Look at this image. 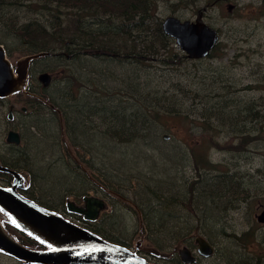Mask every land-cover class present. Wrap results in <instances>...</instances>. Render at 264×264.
<instances>
[{
	"label": "rangeland",
	"instance_id": "374dc122",
	"mask_svg": "<svg viewBox=\"0 0 264 264\" xmlns=\"http://www.w3.org/2000/svg\"><path fill=\"white\" fill-rule=\"evenodd\" d=\"M153 1L161 21L175 15L214 27L219 40L212 54L172 63L156 58L141 63L121 54L116 60L101 54L34 56L12 28L0 24V44L14 71L26 72L17 89L35 98L30 105L11 95L0 97V163L17 158L14 168L25 177L24 192L80 226L105 230L152 262L264 264V223L257 220L264 206V0ZM1 13L13 24L48 19L26 3H0ZM169 50L171 55L184 52L174 39ZM42 71L51 75L47 86L38 79ZM164 95L177 101L181 115L168 114L158 104L156 98L169 102ZM54 104L61 106L66 125L56 121L49 107ZM214 110L218 119L205 115ZM138 111L149 117L145 136L121 142L104 131L101 121L110 114L116 115L115 128L128 122L134 129L137 123L144 127ZM9 128L19 133V143L7 140ZM61 133L79 146L68 144L69 153L62 151ZM198 155L215 167L205 166L200 177ZM75 161L85 174L78 173ZM0 182L6 184L1 175ZM225 182L237 190L222 193ZM77 185L84 187L81 196L75 195ZM85 196L104 202L94 219L67 209L68 201L85 207ZM148 210L150 215H144ZM199 235L213 246L208 256L197 252ZM185 246L194 261L180 260ZM0 264L38 263L0 250Z\"/></svg>",
	"mask_w": 264,
	"mask_h": 264
},
{
	"label": "trees",
	"instance_id": "16d2710c",
	"mask_svg": "<svg viewBox=\"0 0 264 264\" xmlns=\"http://www.w3.org/2000/svg\"><path fill=\"white\" fill-rule=\"evenodd\" d=\"M0 3H26L30 9L37 7L38 10L48 15L47 22H43L38 18H29L13 24L10 15H7L6 13L0 14V24L7 30H11V28L13 29V33H15L29 48V54H39L45 50L51 51V54L56 53L64 56L67 55L69 58L75 59L86 54H101L112 60L118 59L121 54L125 58L132 57L134 61L141 63L146 62L145 58H156L164 63H172L176 61V58L181 59L182 57L186 58L187 56L185 52L181 55L177 52H174L172 55L170 54L169 44L170 42L173 43V38L163 32L161 19L157 14L156 4L153 0H0ZM215 46L207 56L212 54ZM162 50L166 52L164 57L162 56L165 53H161ZM9 53L10 50H8V55ZM142 53L145 55H142ZM32 60H35V58ZM73 79L76 80V77L73 76ZM144 92L145 88L142 89L143 94ZM10 95L17 100H23L24 102L30 103V105L31 103H34L35 99L34 96H30L22 90L15 91ZM165 97H167L169 102H160V100L156 98L158 104L165 105V112L175 116L181 115L182 113L179 111L177 101L171 96ZM214 105L215 104H213V107L217 109ZM54 106L49 105V107L54 110L53 113L57 117L56 121L61 126L66 125L65 121L62 120V116L59 114L61 106L58 104H54ZM250 106L253 105L249 104L247 109L253 111L255 109L254 106ZM138 112L145 121L144 125L146 123L145 126L143 125L144 127L141 126V123H137L138 127L134 129L128 126V122L124 126L115 128L113 125V117L116 115L110 114L104 115L106 118L102 116L103 121H101V123L103 124L104 131L117 137L121 142H129L138 136H145L146 132L144 133L143 131L144 129L147 130V126H150L149 117L144 111ZM95 114L96 112L93 111V115ZM202 115H204V113ZM205 115L208 118H211L214 115V118L218 119L215 110L212 113H206ZM229 119L231 118L229 117ZM125 120L128 121L127 118ZM234 123L235 122H232L231 120L227 122V124ZM211 124L210 119L207 120V126L204 129L206 132H209L208 128ZM236 130L239 131V129ZM60 139H62L61 142L63 144L62 151L68 152V144L75 148L79 146L73 139H69L70 143L67 142L63 133L60 134ZM214 141L215 136L212 138L211 144H213ZM84 150L85 149L81 152ZM76 155L78 156V154ZM199 156L200 155H198L200 161L196 160L195 164L200 177L201 174H204L202 168L205 166L212 167V165L208 160ZM11 158L13 159V162L1 161L2 164L12 168L16 167L14 161L17 158ZM74 166L78 168L79 172L85 174V172L82 171V165L80 166L77 161H75ZM0 175L2 176V181L6 183L5 185L11 184L13 177L10 173L0 170ZM102 176L105 181L109 180L106 174ZM93 180H95V177H93ZM199 181L200 180L197 182ZM81 186L82 185L75 186L77 189L75 195H83L84 187ZM228 186L229 185L225 182L224 187L221 186L219 191L222 192L223 190L225 192L226 190L235 192L237 190H229ZM60 190L63 191L64 187ZM21 191L28 197L37 201L33 198L31 193H26L23 189ZM37 202L44 205L49 210L55 209L53 206L42 201ZM133 209L137 214L138 219L144 220V217L140 215L139 211L135 207H133ZM150 213V210L143 212L144 215H150ZM4 226L16 239H18V241L28 247L37 249H46L49 247L43 240L14 222L6 220ZM188 228L189 227H186L185 229ZM90 229L110 241L125 245L122 241L109 235L103 229L92 227H90ZM245 234V236H248V233ZM139 235H141V238H145L144 235H142V231L139 232ZM245 236H241L240 239ZM257 263L260 264L259 261Z\"/></svg>",
	"mask_w": 264,
	"mask_h": 264
},
{
	"label": "water",
	"instance_id": "95a60500",
	"mask_svg": "<svg viewBox=\"0 0 264 264\" xmlns=\"http://www.w3.org/2000/svg\"><path fill=\"white\" fill-rule=\"evenodd\" d=\"M161 27L189 58L207 56L219 40L217 30L199 19H181L175 15H167L162 19ZM28 60L27 58L25 62ZM13 69L5 48L0 44V97L14 93L19 90L17 85L24 83L26 72L16 69L14 75ZM38 79L43 86H47L51 75L42 71L38 74ZM7 140L19 143L20 135L16 130L10 129L7 132ZM0 170L10 173L13 177L9 185L0 182V206L11 214V220L15 224L49 246L46 249H37L24 245L0 220V250L20 261L38 264H158L125 245L110 241L91 229L70 221L28 197L21 191L24 177L17 169L0 163ZM84 199L85 207L68 201L67 209L83 214L84 218L94 219L104 202L93 196H85ZM257 220L264 223V206L257 215ZM195 242L199 254L208 256L212 253V244L203 236H196ZM179 257L183 262L195 260V255L186 246L180 249Z\"/></svg>",
	"mask_w": 264,
	"mask_h": 264
},
{
	"label": "bare ground",
	"instance_id": "6f19581e",
	"mask_svg": "<svg viewBox=\"0 0 264 264\" xmlns=\"http://www.w3.org/2000/svg\"><path fill=\"white\" fill-rule=\"evenodd\" d=\"M51 53H52L51 51H45V50L42 51V54L45 56L50 55ZM10 114H11V112L9 113V115ZM0 217H6L8 219H12L11 214L6 209H4L2 206H0ZM153 263H157V262H153ZM158 264H162V263H158Z\"/></svg>",
	"mask_w": 264,
	"mask_h": 264
},
{
	"label": "flooded vegetation",
	"instance_id": "af4514ba",
	"mask_svg": "<svg viewBox=\"0 0 264 264\" xmlns=\"http://www.w3.org/2000/svg\"><path fill=\"white\" fill-rule=\"evenodd\" d=\"M21 72V71H20ZM11 128L8 129V131L10 130ZM79 174H81V172L78 171ZM181 260V259H180ZM163 264V263H162Z\"/></svg>",
	"mask_w": 264,
	"mask_h": 264
}]
</instances>
